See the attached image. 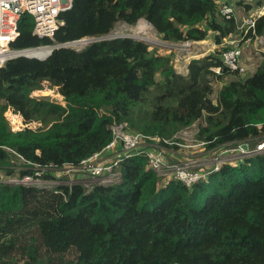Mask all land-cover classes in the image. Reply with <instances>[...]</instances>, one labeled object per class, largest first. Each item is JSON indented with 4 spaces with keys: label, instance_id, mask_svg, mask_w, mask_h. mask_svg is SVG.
Wrapping results in <instances>:
<instances>
[{
    "label": "trees",
    "instance_id": "trees-1",
    "mask_svg": "<svg viewBox=\"0 0 264 264\" xmlns=\"http://www.w3.org/2000/svg\"><path fill=\"white\" fill-rule=\"evenodd\" d=\"M261 3L245 5V13ZM218 7L216 0H71L53 39L43 40L32 35L29 15L19 19L14 48L94 40L0 67V264H264V149L255 150L264 142V53L249 76L224 68L213 75L209 67L220 66L228 48L221 38L238 33L242 18L234 9L224 19ZM139 20L163 41L210 37L216 49L179 74L173 52L108 37L116 24ZM254 32L264 34V14ZM226 73L234 78L213 102L209 76L221 80ZM43 87L56 89L63 103L32 96ZM6 110L21 118V128L7 127ZM199 119L196 135L206 147L247 144L251 154L187 186L152 172L144 153L117 155L120 143L107 148L114 125L169 147L163 139L172 141ZM93 154L118 160L117 182H10L24 176L55 181L54 170ZM42 169L48 172L37 176Z\"/></svg>",
    "mask_w": 264,
    "mask_h": 264
},
{
    "label": "built area",
    "instance_id": "built-area-1",
    "mask_svg": "<svg viewBox=\"0 0 264 264\" xmlns=\"http://www.w3.org/2000/svg\"><path fill=\"white\" fill-rule=\"evenodd\" d=\"M216 1L219 5L218 11L220 16L224 19H230L235 12L233 6L225 0ZM70 6L71 0H0V67H2L6 61L16 57L24 56L44 59L53 49L60 46H70L75 44L84 45V43L87 44L93 41L94 39L92 38H83L63 45L39 44L27 48L12 47V43L19 36L17 22L23 15H29L32 18V35L34 37L40 40L53 39L55 31L63 24L62 19L59 18L60 13L70 8ZM263 14L264 0H262L260 6L239 19L237 26L238 33L221 38L222 41L220 46H228V48L221 54V65L209 67V70L213 75L216 76L222 74V69L224 68L227 72L236 73L240 77L244 76L247 72V68L242 64V52L243 47L247 45H253L257 52L264 53V34L256 35L254 32L255 21ZM249 31H251L252 34H255L252 39L247 36ZM186 43L192 42H183V44ZM257 47L260 48L258 49ZM124 127V124L114 125L112 127L113 139L107 148L112 147L114 143H120L122 150L129 154L131 152L136 154L144 153L147 158L148 168L164 180L174 177L189 186L193 182L206 179L210 173L219 169L220 164L229 160L226 159V157H223L216 161H208L210 165L208 170L200 173L192 172L186 170L184 167L176 166L165 161L163 155V149L165 146L160 144L159 138L148 137L141 134H129L124 130ZM173 141V139L172 141L165 139L162 140V142L168 146H177ZM148 143L152 149L145 151L141 150V147ZM257 148L258 150L261 148L264 149V146L262 147V145H258ZM233 150H236L238 152L237 154L242 153L240 145ZM117 163L118 160L106 162L98 159V154H93L91 157L82 160L77 166L64 165L61 168L54 170L52 173L57 177V180L52 181L49 184L60 183V179L65 176H67V179L69 180L66 182L71 183H81L84 178H86L90 184L114 183L119 179V173L114 171ZM43 172L48 171L42 169L40 172H36L37 176L43 175ZM76 174L81 175L82 178L76 179L74 177ZM30 180L36 181L40 179H32L31 177L24 176L18 181L11 179L10 182L34 183L29 182ZM47 183L48 182H44V184Z\"/></svg>",
    "mask_w": 264,
    "mask_h": 264
},
{
    "label": "rangeland",
    "instance_id": "rangeland-1",
    "mask_svg": "<svg viewBox=\"0 0 264 264\" xmlns=\"http://www.w3.org/2000/svg\"><path fill=\"white\" fill-rule=\"evenodd\" d=\"M237 1L238 0H231V2H228V3H230L233 6V8L236 10V13L240 17H243L244 15H247V13H245L246 10L244 9L245 5L253 6L258 1H262V0H241L240 2H238L240 4L237 3L236 5ZM108 36L132 37V38L144 41L146 44H148L149 46L153 48H158V49H163V50L173 52L172 66L175 72L182 74V75L187 74L186 70H187V64L189 63V61L193 59H201L202 57L208 54H211L216 49V47L212 49V46L210 45L211 43H208V42L206 43L204 42V44L199 45L197 43L183 44V43H173V42L163 41L155 33L153 28H151V26L144 20H139L133 26H129V25H126L120 22L116 24L115 28L110 34H108ZM82 46L84 45H80V44L70 45V47H74V48H80ZM257 48L259 49L260 47H257ZM252 71L254 72V70ZM253 72L247 69L246 74L244 76H241L240 78L249 76ZM233 78L234 76L228 75V73H226L222 77L221 80H217L209 76V80H210V83L213 89V92L210 98L213 102H215L218 92L220 88L222 87V85L232 80ZM32 96L36 98H48L51 101L63 103L61 98L57 94L56 89L54 88L43 87L41 90H38L32 93ZM1 115L4 118L7 124V127L11 131L21 128L22 121H21V118L17 114L11 113L9 110H6ZM37 125H38L37 122L31 123V126L33 127ZM199 125L203 126L202 119H199L198 121L191 124L190 126H187L184 129H181L174 135L172 139L174 140L173 142L177 146H175L176 148H173L172 146L164 147V149H167V150L163 149V155H164L165 161H167L170 164H174L176 166L184 167L186 170L200 173V172H203L209 169L210 165L208 161H216L218 159H222L223 157H226V159H229L228 161H232L234 159L251 154V152L249 151H252V150H250L248 146L246 149L244 150L242 149V153L240 154H237L238 152L236 150H233L234 148L224 149L226 147L224 148L206 147L208 142L197 139L196 134L198 133ZM201 143H204V144H201ZM258 145H262L263 147L264 142L258 143ZM257 146L255 150L257 151L263 150V148L258 150ZM168 150H171V151H168ZM14 162L17 165L21 163L19 159H14ZM38 172H40V170ZM1 175H2V172L0 174V177L2 179H5ZM52 181L53 180L49 181L47 184H49ZM66 181H69L67 179V176L60 179V183L72 184L71 182H66ZM29 182L44 183L42 180H36V181L30 180ZM81 183L84 186H90V182L86 178H84V180Z\"/></svg>",
    "mask_w": 264,
    "mask_h": 264
},
{
    "label": "crops",
    "instance_id": "crops-1",
    "mask_svg": "<svg viewBox=\"0 0 264 264\" xmlns=\"http://www.w3.org/2000/svg\"><path fill=\"white\" fill-rule=\"evenodd\" d=\"M227 3L228 2H231V0H225ZM245 16V15H244ZM204 42H208V43H211L210 45L212 46V49L215 48V44L212 42L211 38L209 37V39L207 40H203V41H197V42H192V43H197L199 45H202L204 44ZM212 51V50H211ZM258 53V54H257ZM260 52H257L255 47L253 45H247L245 47H243V52H242V64L251 72H253L252 70H255L256 67H258L259 63H260V59H261V56L259 54ZM187 71V70H186ZM231 75V74H229ZM117 152L115 154H121L123 153V150L121 149V147H118L117 149ZM168 151H171V150H168ZM174 152V151H173ZM114 154V153H113ZM112 154V155H113ZM111 154H109L108 152V156H112ZM108 156H105L104 160H108ZM76 179H81V175H78L76 174L74 176Z\"/></svg>",
    "mask_w": 264,
    "mask_h": 264
},
{
    "label": "water",
    "instance_id": "water-1",
    "mask_svg": "<svg viewBox=\"0 0 264 264\" xmlns=\"http://www.w3.org/2000/svg\"><path fill=\"white\" fill-rule=\"evenodd\" d=\"M132 38V37H131ZM135 39V38H134ZM84 45H86L85 43H84ZM31 58H37V57H31ZM37 59H40V58H37ZM263 143V142H262ZM241 146V149H246L247 148V145L246 144H241L240 145Z\"/></svg>",
    "mask_w": 264,
    "mask_h": 264
},
{
    "label": "bare ground",
    "instance_id": "bare-ground-1",
    "mask_svg": "<svg viewBox=\"0 0 264 264\" xmlns=\"http://www.w3.org/2000/svg\"><path fill=\"white\" fill-rule=\"evenodd\" d=\"M145 24H146V23H145ZM145 24H144V25H145ZM151 28H152V27H151Z\"/></svg>",
    "mask_w": 264,
    "mask_h": 264
}]
</instances>
